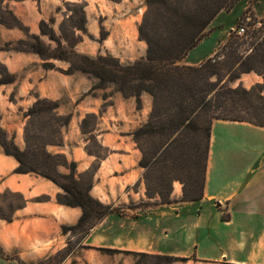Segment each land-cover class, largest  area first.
<instances>
[{"label":"crops","instance_id":"crops-1","mask_svg":"<svg viewBox=\"0 0 264 264\" xmlns=\"http://www.w3.org/2000/svg\"><path fill=\"white\" fill-rule=\"evenodd\" d=\"M64 2L87 6V29L93 39L85 38L77 46V53L90 57L109 54L124 65L148 53L146 43L139 38L146 0H26L8 1L4 7L38 36L43 20L55 17V29L59 30L64 15L58 9ZM102 29L106 37L100 41ZM226 33L229 36L231 30ZM24 39L22 30L0 25V46ZM224 43L220 41L205 60L189 64L204 63ZM42 63L35 54L0 52V64L17 77L14 84L0 87V128L24 149L27 111L38 98L60 103L58 113L71 120L63 131V146L50 147L49 151L66 155L82 174L96 162V157L87 152L89 135L82 132V123L89 115L97 116L94 134L110 153L95 175L92 196L122 213L101 222L84 242L90 249H78L65 264H134V258L125 252L186 259L173 264H264V128L216 122L203 200L145 205L144 170L139 165L141 152L133 133L147 122L152 98L144 95L139 110L135 98H124L113 86L92 92L96 80L81 73L64 75L45 70ZM54 64L63 70L70 66L59 61ZM263 81L257 74H247L235 87L251 89ZM218 126L226 130L219 148ZM17 168V160L7 156L0 146V197L19 195L26 201L15 211L12 222L0 219V248L5 255L0 256V264H20L12 258L36 264L68 248L70 236L64 235L63 227L75 226L82 210L59 204L57 196L62 190L53 182L18 174ZM62 172L68 173L65 169ZM42 197L48 200L39 201ZM181 197L182 186L177 183L174 198ZM0 203L5 205L2 199ZM100 249L122 253L112 255Z\"/></svg>","mask_w":264,"mask_h":264},{"label":"trees","instance_id":"trees-1","mask_svg":"<svg viewBox=\"0 0 264 264\" xmlns=\"http://www.w3.org/2000/svg\"><path fill=\"white\" fill-rule=\"evenodd\" d=\"M8 1L26 0H0V25L22 30L26 39L1 45L0 52L35 54L42 59L45 70L89 76L96 80L92 92L113 86L124 98H135L139 110L143 107L144 95L152 98L147 122L133 133L141 152L139 165L144 170L148 199L145 205L203 200L216 122L249 123L264 128V81L251 89L242 85L234 87L247 74H257L264 80V18L259 21L253 17L250 28H244L241 21L247 17L243 13L235 23V31L224 40L215 57L198 66L183 63L209 36L212 23L222 13L230 15L244 0H146L139 38L146 43L148 53L131 65H124L109 54L90 57L77 53L76 48L85 37L92 38L87 29L84 3L64 2L58 9V13L64 15L59 30L55 29L57 19L54 17L41 21L37 36L30 33L11 9L4 7ZM242 29L244 33L240 34ZM105 37L102 29L100 41ZM54 61L70 66L63 70ZM16 81L17 77L0 64V87ZM59 104L38 98L27 111L24 149L0 128V146L7 156L17 160L16 173L36 175L53 182L62 190L57 196L59 204L82 210L75 226L63 227L64 235L70 236L68 248L36 264H65L78 249H90L84 242L101 222L111 215L122 216L119 208L105 205L92 196L95 175L110 153L94 134L97 116L89 115L82 123V132L89 135L90 144L94 143L103 152L100 155L88 145V154L96 157L90 170L79 174L77 164L66 155L49 151L50 147L63 146V131L71 120L70 116L58 113ZM62 169L68 173H63ZM177 183L182 186L180 200L174 198ZM0 199L5 201V205L0 203V219L7 222H12L15 211L26 205L19 195L5 194ZM46 200L47 197L39 199ZM99 251L112 255L122 253ZM124 254L132 256L134 264L186 261L171 256ZM0 256L5 257L1 248Z\"/></svg>","mask_w":264,"mask_h":264},{"label":"rangeland","instance_id":"rangeland-1","mask_svg":"<svg viewBox=\"0 0 264 264\" xmlns=\"http://www.w3.org/2000/svg\"><path fill=\"white\" fill-rule=\"evenodd\" d=\"M141 6L142 4L139 3L138 8H141ZM243 13H247L246 15L244 14L245 18L247 17V19L241 21L242 27L250 28L249 23L252 22L253 17L259 21L264 18V0H244V3L240 4V6H237V8L230 15L227 13H222V15L219 16V18L212 24L209 37L206 38L198 46V48H196L189 54L188 60H186V62H183L184 65H187L186 63L189 64L203 61L208 56V54H212L218 43L220 41L222 42V40L224 41L228 37L226 31H228L229 29L231 31H235V23L237 19H239L241 16L243 17ZM260 26L261 24H259V27ZM215 55L216 54H214L213 57H215ZM224 131H226L224 128L220 126L217 127L216 134L218 135L219 141L217 148H219L220 141L223 139ZM90 148L100 155L103 154V152L99 148L95 147L94 143L90 144ZM214 233H216V230L214 231Z\"/></svg>","mask_w":264,"mask_h":264},{"label":"built area","instance_id":"built-area-1","mask_svg":"<svg viewBox=\"0 0 264 264\" xmlns=\"http://www.w3.org/2000/svg\"><path fill=\"white\" fill-rule=\"evenodd\" d=\"M242 33H244V30L242 29V30H240V34H242Z\"/></svg>","mask_w":264,"mask_h":264}]
</instances>
